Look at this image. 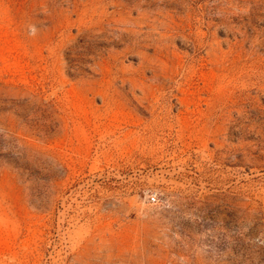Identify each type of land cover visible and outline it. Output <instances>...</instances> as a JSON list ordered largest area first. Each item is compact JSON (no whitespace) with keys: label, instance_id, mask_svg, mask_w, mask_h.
<instances>
[{"label":"rangeland","instance_id":"1","mask_svg":"<svg viewBox=\"0 0 264 264\" xmlns=\"http://www.w3.org/2000/svg\"><path fill=\"white\" fill-rule=\"evenodd\" d=\"M0 133V264H264V0H0Z\"/></svg>","mask_w":264,"mask_h":264},{"label":"trees","instance_id":"2","mask_svg":"<svg viewBox=\"0 0 264 264\" xmlns=\"http://www.w3.org/2000/svg\"><path fill=\"white\" fill-rule=\"evenodd\" d=\"M52 108L50 104L42 102L41 108L37 107L35 112L46 113ZM2 166L13 169L22 180L31 185L32 191L37 192V182L41 174L39 169L46 172L44 179L41 180L47 187L55 180V175L58 174L59 178H63L67 174V170L54 159L42 161L36 153L21 145L19 141L0 133V167Z\"/></svg>","mask_w":264,"mask_h":264},{"label":"built area","instance_id":"3","mask_svg":"<svg viewBox=\"0 0 264 264\" xmlns=\"http://www.w3.org/2000/svg\"><path fill=\"white\" fill-rule=\"evenodd\" d=\"M150 201L154 203L156 201V198L155 197H151Z\"/></svg>","mask_w":264,"mask_h":264}]
</instances>
